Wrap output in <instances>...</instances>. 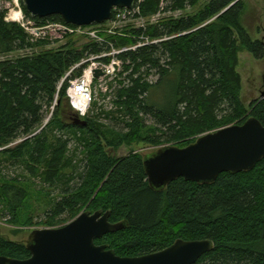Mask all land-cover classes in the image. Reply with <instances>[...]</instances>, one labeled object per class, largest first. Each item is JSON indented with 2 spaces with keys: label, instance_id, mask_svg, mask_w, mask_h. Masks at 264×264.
Returning <instances> with one entry per match:
<instances>
[{
  "label": "trees",
  "instance_id": "obj_1",
  "mask_svg": "<svg viewBox=\"0 0 264 264\" xmlns=\"http://www.w3.org/2000/svg\"><path fill=\"white\" fill-rule=\"evenodd\" d=\"M23 1L26 16L38 24H65L60 16H31ZM202 1L137 0L136 9L150 17L184 12ZM244 11L243 0H210L197 14L133 31L135 40L109 37L117 48L137 45L142 37L148 42L115 57L125 75L116 111L89 112L80 118L86 126L75 123L78 115L67 94L70 81L85 67L67 74L87 58L109 51V46H64L1 62L0 206L21 225L29 222L33 197L49 202V226L65 214L68 224L85 208L91 213L110 211V222H125L127 228L96 244H108L121 257L157 253L180 239L211 240L215 249L197 264H264V160L252 171L224 173L211 184L180 178L156 190L148 182L144 157L119 159L107 152L133 143L186 148L203 135L243 125L250 118L264 125V98L248 110L240 96L239 53L243 49L264 59V43L252 40L241 23ZM46 45L32 44L23 29L6 21L0 8V56ZM104 115L121 121L123 129L102 123ZM151 118L155 125L148 124ZM73 140L84 155V170L78 173V186L57 200L33 181L52 186L63 182L68 170H74L68 183L75 179L79 166L77 154L70 156ZM5 164L19 165L28 175L6 177L1 171ZM0 256L26 260L31 254L26 244L0 236Z\"/></svg>",
  "mask_w": 264,
  "mask_h": 264
},
{
  "label": "water",
  "instance_id": "obj_2",
  "mask_svg": "<svg viewBox=\"0 0 264 264\" xmlns=\"http://www.w3.org/2000/svg\"><path fill=\"white\" fill-rule=\"evenodd\" d=\"M136 4L137 0H24L26 11L33 17L60 16L65 24L75 27L104 25L112 20L115 8L132 10ZM102 76L100 70L95 72L97 79ZM75 123L87 125L80 117ZM263 160L264 125L250 118L243 125L203 135L186 148H160L144 157V168L150 186L163 190L180 178L211 184L224 173L252 171ZM110 214L86 211L63 227L35 230L27 244L29 259L0 256V264H197L215 249L211 240L180 239L157 253L121 257L108 244H96L127 228L125 222L111 223Z\"/></svg>",
  "mask_w": 264,
  "mask_h": 264
},
{
  "label": "rangeland",
  "instance_id": "obj_3",
  "mask_svg": "<svg viewBox=\"0 0 264 264\" xmlns=\"http://www.w3.org/2000/svg\"><path fill=\"white\" fill-rule=\"evenodd\" d=\"M209 1L210 0H203L198 6L194 8H188L184 12H163L150 17H142L141 11L139 8L136 9V5L135 8L129 13H125L124 11L121 13L119 12L114 19L104 25H93L83 29L80 32L76 30L68 32L63 25H58L57 23H48L47 25L38 24L33 18L26 16L21 3L20 8L23 11L24 19L21 22H14L10 19L9 13L11 10L16 8L15 3H13L12 0H1V10L6 12L8 23L15 24L23 29L29 36L32 44L37 45L44 42L48 43V45L45 47H35L26 51L0 56V63L7 60L34 57L46 51H58L64 46H73L77 49H82L89 44H105L109 46V51L99 55L98 57L92 56L87 58L82 64L80 63V67L84 66L87 70L93 64H97L106 66V68L109 69V73L105 77L94 81L92 91L95 95L96 101H93L89 112L90 114L94 112L96 115L103 112H115L116 108L114 102L116 101V94L121 88V83L125 77V75H121L123 72V64L115 57L122 52L135 50L143 42H148V38L142 37L137 45L121 48H117L112 42H109L108 38L122 37L135 40L136 37L131 34L133 31L140 29L146 31L150 26L158 25L164 20L178 19L186 15L197 14L207 5ZM243 2L245 4V11L241 19L242 25L247 30L252 40H260L264 43V0H243ZM166 6L167 4L165 3L164 7ZM68 27L73 28L72 26ZM37 30L39 31V38H37L35 35ZM105 58L108 60V62L98 61V59ZM237 71L240 74L242 80V90L240 93L241 100L243 101L245 107L248 110H251V105L255 101L262 100V95L264 94V59L257 60L252 54L242 49L239 53V66ZM72 73L73 72L69 71L67 76L71 75ZM155 79V76L150 78L151 81H154ZM95 104L96 110L94 109ZM70 105L73 108L71 101ZM75 112L78 117H81L76 110ZM100 120L102 123L114 129H123V124L121 121L114 120L113 118L105 119V115L100 116ZM148 124L155 125L154 120L152 118L149 119ZM166 146L172 145L164 143L161 146L155 147L147 143H133L130 145H124L115 152L107 149V152L111 156L119 159L135 154L145 157ZM69 149L71 153L70 156H72L74 153L77 154L75 163H78L77 166H79V170L74 176L75 179L68 183V177H72L74 174V170H68L67 178L63 179V182H57L52 186L46 184L42 185L41 182L33 181L38 186H36L37 188H40V186L47 188L48 192H50L51 195L57 200H60L66 192H70L72 189L78 186V182L80 181V179H78V173H81L84 170V155L81 153V150L77 152L76 143L74 140L70 142ZM1 168L2 174L11 179H14L18 176L23 177L24 175H28L23 170V167H20L19 165L5 164ZM5 208V206H0V236L26 245L29 242L31 234L35 230L56 229L67 224L65 221L67 220L68 215L65 214L62 217L55 219L56 222L53 226L48 225L49 218L52 216L50 213L51 207L49 206V202L43 200L41 197H33V200L30 201V217L28 218L29 222L27 225H21L19 223L16 224L11 212ZM86 211L89 212V210L85 208L81 213Z\"/></svg>",
  "mask_w": 264,
  "mask_h": 264
},
{
  "label": "built area",
  "instance_id": "obj_4",
  "mask_svg": "<svg viewBox=\"0 0 264 264\" xmlns=\"http://www.w3.org/2000/svg\"><path fill=\"white\" fill-rule=\"evenodd\" d=\"M12 1H13V3H15L16 8L14 10L10 11V13H9L10 19H11V14L13 12L19 11L22 14V19L19 21V22H21L24 19L23 11L20 8V3L22 4V0H12ZM0 3H2L1 0H0ZM0 8H1V4H0ZM132 10L115 9L112 19H114L119 12L121 13L124 11L125 13H129ZM6 21L8 22L7 17H6ZM14 22H16V21H14ZM57 24L63 25L68 32H72V30H76V31L80 32L83 29H85V27H74V26H72L73 28H70V27H68L69 25H66V24H62V23H57ZM35 35L37 38L40 37L38 30L36 31ZM96 57H98V56H96ZM98 61H100V59H98ZM81 64H79L74 69H72L71 72H73L76 68H80ZM98 70H100L103 73V76L100 77L99 79L105 77L109 73V69L106 68V66L93 64L87 70L84 69L82 75H80V76H78V77H76L70 81V88L68 89V92H67L68 98L70 99L73 108L78 112V114L81 117H85L88 114V112L90 111L91 106L93 104V101L95 100L94 94L92 91V86L94 84V81L98 80L95 77V72Z\"/></svg>",
  "mask_w": 264,
  "mask_h": 264
},
{
  "label": "bare ground",
  "instance_id": "obj_5",
  "mask_svg": "<svg viewBox=\"0 0 264 264\" xmlns=\"http://www.w3.org/2000/svg\"><path fill=\"white\" fill-rule=\"evenodd\" d=\"M11 19L13 21L19 22L22 19V14L21 12L17 11V12H13L11 14ZM95 26V25H94ZM88 28V27H87Z\"/></svg>",
  "mask_w": 264,
  "mask_h": 264
}]
</instances>
